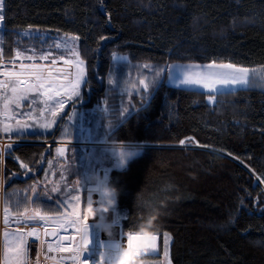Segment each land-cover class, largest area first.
I'll return each mask as SVG.
<instances>
[{"label":"trees","instance_id":"1","mask_svg":"<svg viewBox=\"0 0 264 264\" xmlns=\"http://www.w3.org/2000/svg\"><path fill=\"white\" fill-rule=\"evenodd\" d=\"M4 15L5 57L25 44L39 48L78 36L86 78L99 86L90 89L85 106L105 96L121 113L109 139L150 143L106 184L117 193L121 231H139L152 219L147 231L160 234L158 252L142 258L159 264L154 260L167 233L170 264H264V182L253 179L264 180V88L220 90L210 102L209 92L176 87L161 76L162 84L142 91L143 102L132 96L131 108L116 93L126 69L151 81L156 69L172 62L264 67V0H5ZM113 52L126 61L114 64ZM49 155L40 142L8 150L3 193L13 211L21 209V188L40 178ZM69 162L63 196L47 199L34 183L41 190L33 203L42 212L57 214L58 204L75 193L74 179L83 181Z\"/></svg>","mask_w":264,"mask_h":264},{"label":"snow or ice","instance_id":"2","mask_svg":"<svg viewBox=\"0 0 264 264\" xmlns=\"http://www.w3.org/2000/svg\"><path fill=\"white\" fill-rule=\"evenodd\" d=\"M5 0H0V22L5 19L4 15ZM30 26V31H31ZM38 31V30H36ZM72 44H77L79 41L78 36L70 38ZM101 39H106L101 37ZM56 48H60L61 45H56ZM64 48L71 53V59H65L64 56L55 57L51 51L45 54L37 55L35 50L31 51L32 55L25 56L24 53L17 50L15 57L9 61L7 65L0 64V69L7 68L8 71H0V109L5 112L12 110L15 115L23 117H32L35 122L36 108L35 105H42L38 113L39 116L51 115L53 118L51 123H45L41 125L43 128H51L55 124V118L60 117L61 114L68 115L64 111L69 103L75 104L81 101L82 94L81 88L87 83L86 81V62L80 57L78 46L76 48L70 47L65 43ZM3 56V45L0 44V57ZM24 61H28L25 63ZM44 62V63H39ZM63 62L65 65H72L75 68V72L67 71L65 69L58 68V63ZM143 67L149 68L150 65H144ZM193 69H200V71H193ZM255 69H249L243 66H238L233 63H217L212 61L207 65H169L165 69H160L158 72L153 73V79L151 81L145 79H139V88L134 91H143L147 93L150 85L153 87L162 84L163 80L160 77L163 73L167 72L168 79L176 87H201L209 90V100L214 102L212 93L219 92L221 89L227 90H240L247 87L249 80L255 74ZM130 95V94H129ZM27 106L28 111H23ZM107 111V108L104 109ZM129 110L124 109L127 113ZM79 115L75 110L72 115L68 116L71 122L74 117ZM14 118V117H11ZM32 124L21 123L16 120V128L12 129L11 126H5L3 131L7 134L12 131L19 133L21 130L30 128ZM103 128V124L101 125ZM81 135H87L89 142L107 144V140H100L99 133L94 135L92 128L79 129ZM113 128L109 123L108 129L105 131V136H110ZM65 130L64 135H67ZM63 143V141H62ZM181 145L185 144V140L179 142ZM11 148L9 144L7 146ZM121 150L117 152L115 149H109L107 147L101 150L102 156H107L110 160V165L107 168H100L103 172L104 178L96 181L95 187H90L94 177L89 175L90 171H94L93 163L99 165L102 162L99 159H90L88 164L82 166L83 186L81 187V181H76L70 191L76 192V195H71L68 199L61 201L58 204L60 211L55 216L50 215L47 212L37 207L33 209L24 208L19 214V217H14L17 227L13 233L8 231L4 232L6 243V255L12 254L13 264H27L28 248L27 238L37 240L40 238V230L36 226H31L29 231H23L19 225L23 224L25 228L30 226L31 222L35 224L47 225L50 221L56 223L59 229L63 230L65 225L72 228L75 233H79V245L74 249L75 255L73 257L74 264H138L139 259L143 255L158 252V243L160 241V234L158 232L152 233L147 231V228L152 226V219L148 221L145 228H141L139 231H129L124 233L121 231V242L113 240L111 237L107 239H101L102 230H110L113 227L119 226V220L116 218V212L118 204L113 205L111 211L113 212V218L111 224H106L105 217L101 211L99 214V223H89L90 216L96 217L97 210L93 207L89 210V205H92V196L96 194L99 196L100 201L107 199L109 204L117 200L116 191H101V186L110 182V177L113 171H124L127 169L128 164L138 157L142 151V146L139 144H127L120 145ZM124 148H131L132 151H124ZM57 152L63 156L64 148H58ZM22 168L28 169L29 166L21 162ZM30 170V169H29ZM257 182L261 183L264 180L257 176ZM53 191H59L54 188ZM8 209H5V225L8 224ZM155 219V217H153ZM234 223V221H230ZM12 236V239L8 241V237ZM44 235L56 236L57 229H52L49 232L48 228H44ZM76 237L73 236L72 239ZM171 237L164 234V248L165 256H168V244ZM101 249H105L101 252ZM48 250L52 251V245L49 244ZM61 251H69V249H61ZM37 264H39V256L37 257Z\"/></svg>","mask_w":264,"mask_h":264},{"label":"rangeland","instance_id":"3","mask_svg":"<svg viewBox=\"0 0 264 264\" xmlns=\"http://www.w3.org/2000/svg\"><path fill=\"white\" fill-rule=\"evenodd\" d=\"M1 23H0V28H1ZM73 36L74 35H70L68 37L56 39V41L54 42L55 43L54 45L48 44L44 47L39 46V48L38 47L36 48L33 45L25 44L22 47L16 49L13 56L0 57V64L7 65L9 61H11L15 57L17 50L24 53L25 56L32 55L33 53L28 50L34 49L37 55H42V54L47 53L48 51H51L53 56L55 57L64 56L65 59H71L72 58L71 53L68 52L64 48V45L65 43H67L70 47L76 48L78 46L77 44H72L70 39H66V38H70ZM0 44H1V30H0ZM56 45H61V47L56 48L55 47ZM112 57L115 61L114 64H117V62H119L120 60L125 59L126 61V55L122 53L113 52ZM24 62L28 63V61H24ZM38 62L44 63L40 61ZM195 63L196 65L209 64V63L198 64L200 62H195ZM169 65L171 64L166 63L160 69H165ZM238 66H241V65H238ZM57 67L61 69H65L67 71H71L73 73L75 72V68L72 65H65L63 64V62L58 63ZM160 69L158 68L156 69V71H159ZM8 70L9 69L7 68L0 69V71H8ZM128 71L129 69H126L125 73L121 77V83L118 85L119 88L118 90H116V93L121 92V94L125 98V103H127L129 107L131 108L132 103H133L131 99L133 95H136L135 97L139 98V100L143 102V100H141V96H144L143 94H141L142 91H139V92L134 91V89L140 87V85L138 84V80L146 78L147 80L150 81V78L148 79V76L146 77V75L142 76L140 74L141 72H134L132 76H129L127 75ZM193 71H200V69H193ZM162 76L168 82L167 72L163 73ZM3 78L4 77H0V79H3ZM108 78L112 84H118L114 75L112 76V74H109ZM86 81H87L86 85L81 88V94H82L81 101H78L75 104L70 102L69 105L66 106V108L64 109V111L68 113V115L61 114L60 117H56L55 118L56 122L51 128L46 129V128L41 127V125L45 123H51L53 120L50 113L46 114V116L38 115L42 105L34 106L36 108V113H37V115L35 116V122H33L32 117L18 116V115H15V113L12 110H8L7 112H5L3 109H0V264H13L12 254L9 252L6 255L7 241L5 240L4 232L8 231L9 233H13L15 231L17 224L15 223V220L13 218L14 217L18 218L19 214L23 211L24 208L26 207L29 209L37 208V206L33 203L35 200L34 199L35 196L39 193L37 192V190H41L39 188L42 187L43 190L41 193L43 196H46L47 199L55 197L54 195H57V194H59L60 196H63V194H60V192L61 191L66 192L69 190L70 183L69 182L65 183V179H64L65 175L62 174L63 172H65L63 168L67 167V166H64L66 165L67 161H70L71 162V163L69 162L70 164H72V161H74V164L78 165V167L80 168L79 171L82 173V166L87 165L89 160L93 159V154H95V159H99L102 163L99 165L93 163V168L95 170L90 171L89 175L94 177L95 180L97 181V180H102L104 178V174L102 171H101L102 176L101 177L99 176L100 168L102 167L107 168L110 165L109 158L107 156L101 155V150L103 148L107 147L109 149H115L117 152H119L121 150L120 145L139 144L142 146V150L144 146L148 144L150 145V143H147V142H120V141L111 140L109 139L108 136H105L104 133L108 129L109 123L111 124V126H113L117 122V120H119L120 118L119 115H121V113L119 114L120 111L118 112V110H116L117 106L113 105L111 102H108L105 96H103L100 101L97 100V101H94L92 104L85 106L84 101H89L90 97L92 96L90 95L91 94L90 87H94L96 89L97 87L99 88V86H95L93 83L89 82L87 78H86ZM170 84L174 85L173 83H170ZM248 85L264 88V67H260L256 69L255 74L249 80ZM195 88H199V89L209 92V90L205 88H201V87H195ZM85 89H89L88 96L85 95V92H84ZM221 90H224V89H221ZM208 100H209V96H208ZM105 108H107V111H104ZM130 108H128V110H130ZM74 110L78 112L79 115L77 117H74L73 120L70 122L68 119V116L72 115V112ZM23 111H28L27 106H25ZM11 117H14V118H11ZM16 120H19L22 124L23 123L32 124V126L26 130L19 131V133H17L16 131H12L6 134L3 131L4 127L11 126L12 129H15ZM102 124L104 126L103 128L101 127ZM89 127L94 130V135L96 133H99L100 140H107V144L91 143L89 142L87 135H81V132L79 131V129L83 128L86 130ZM65 130H67V133H68L67 135H64ZM47 134L49 136L45 137ZM27 135H30V136H27ZM22 142L43 143L45 150L46 151L50 150V155L45 160L43 167L40 168V173H41L40 178L35 182L26 183L25 187L21 188L23 191V195H22L23 199L19 201V206L16 205L18 207H21V209L19 211H13L11 207L9 206V203L11 205L13 204L12 201L8 200L7 202L4 199L3 186L5 185L6 179H5V171H4L3 165L5 162V156L7 155V152L10 149L7 146L10 144L12 147L13 145L17 143H22ZM185 144L198 146L197 144H191V141L186 142ZM179 145L181 144L179 143ZM58 148H64L63 156H61L57 152ZM123 150L126 152L132 151L131 148H124ZM73 151H75V153H73ZM15 159L20 161V159L17 157H15ZM26 172H28V170ZM26 172H23V174ZM256 178L257 176L253 174V179H255V181H257ZM61 181H63L62 184H61ZM76 181H80L79 176L74 179V183L71 185H74ZM96 181L94 183H91L89 186L95 187ZM34 183L39 184L40 187ZM82 186L83 185L81 182V187ZM54 188L59 189V191H53ZM101 191L108 192L110 190L105 184L101 186ZM71 195H76V192L70 194L69 196ZM102 202L105 203L108 207H113V205H115V201H113L112 204H109L107 199L103 200ZM5 209H8L7 226L5 225V215H6ZM112 214L113 213L108 209L104 211L105 217H109ZM50 215L55 216L56 214H50ZM31 226H36L39 229H42V231L40 232V238L37 240L26 237L27 248H28L27 264H37L38 256H39V264H46L45 257L51 260L48 264H54L53 263L54 261L52 259L58 258L57 253L59 252V250L66 248L72 251L77 247L76 238L72 239L74 235H71L70 240L66 243L61 241V234L67 233L66 231H68L69 229L72 230V228L69 227L68 225H65L63 230L59 229V226L56 223L51 222V221L47 225L35 224L34 222H31L30 226L27 228H25L23 224L19 225V227H21L22 230L25 232L29 231ZM50 226H55L57 228V235L53 239H48L44 235V228L50 227ZM164 234L162 235V246H163L162 251L159 255V258L154 260V262L159 263V264H170L169 257L168 256L166 257L164 254L165 253V248H164V243H163ZM11 239H12V236L10 235L8 237V241H10ZM49 244L52 245V248H53L52 251L48 250ZM152 261H153L152 259L149 260V259L141 257L139 259L138 264H149Z\"/></svg>","mask_w":264,"mask_h":264},{"label":"built area","instance_id":"4","mask_svg":"<svg viewBox=\"0 0 264 264\" xmlns=\"http://www.w3.org/2000/svg\"><path fill=\"white\" fill-rule=\"evenodd\" d=\"M92 200H94V203H92V205H90V209H92V207H93L94 210H97V216L94 217L93 219H89V223L90 224L93 223V222H95V223H99L100 222L98 217H99V214H100L101 211L104 214V211L106 209H108L110 211L112 209V207H108L105 203L101 202L98 195H96L95 198H92ZM112 215L109 216V217H105L104 216L105 217V221L104 222L106 224H111L112 223V218H113ZM39 230H40V232L42 231V229H39ZM111 231L115 232L114 236H110V235H107L105 233V232H111ZM70 233L73 234V235H78V237H79V233H75L74 231H71ZM120 233H121V225L119 223L118 227H113V229H110V230H102L101 239H107V238L111 237L113 240H115L117 242H121L122 237H121ZM79 242L80 241L78 240L77 244H76L77 246L79 245ZM104 251H105V249H101V252H104ZM74 255H75V251H72L68 255L62 256L59 259L55 260L53 263L54 264H74V261H73ZM50 261H51L50 259H46V263L50 262ZM89 264H91V261H89ZM97 264H99V260H97Z\"/></svg>","mask_w":264,"mask_h":264},{"label":"crops","instance_id":"5","mask_svg":"<svg viewBox=\"0 0 264 264\" xmlns=\"http://www.w3.org/2000/svg\"><path fill=\"white\" fill-rule=\"evenodd\" d=\"M1 23V22H0ZM171 65H173V64H177V65H189V64H193V65H196V63L195 62H174V63H170ZM198 64H203V63H198ZM168 75V74H167ZM168 78V77H167ZM168 82L169 83H172L169 79H168ZM89 210L91 211V209H90V205H89ZM94 217H92V216H90V218L89 219H93ZM71 231H73V230H68V231H66L68 234H69V240H70V236L71 235H73V234H71L70 232ZM74 236H76V244H77V241L79 240V237H78V235H74ZM55 238V237H54ZM62 241V240H61ZM77 246V245H76ZM59 250V249H58ZM72 251H74V250H72ZM72 251H61V250H59V252L57 253V257L58 258H56V259H52L53 261H55V260H57V259H59L60 257H62V256H66V255H68L70 252H72ZM46 259H48L47 257H45V260ZM49 262H47L46 264H48Z\"/></svg>","mask_w":264,"mask_h":264},{"label":"water","instance_id":"6","mask_svg":"<svg viewBox=\"0 0 264 264\" xmlns=\"http://www.w3.org/2000/svg\"><path fill=\"white\" fill-rule=\"evenodd\" d=\"M99 176L100 177L102 176L101 171H99ZM95 196H96V194H93L92 198H95ZM92 203H94V200H92ZM47 228H48L49 232H51L52 229H54V228L57 229L55 226H50V227H47ZM54 237L55 236H51V235L47 236L48 239H53ZM61 240L64 243L68 242L69 241V234L68 233H62L61 234ZM155 254L156 253H151V254H148V255H155Z\"/></svg>","mask_w":264,"mask_h":264},{"label":"flooded vegetation","instance_id":"7","mask_svg":"<svg viewBox=\"0 0 264 264\" xmlns=\"http://www.w3.org/2000/svg\"><path fill=\"white\" fill-rule=\"evenodd\" d=\"M90 88H91V89H94V87H90ZM84 92H85V95H86V96L89 95V89H85ZM84 102H86V101H84Z\"/></svg>","mask_w":264,"mask_h":264},{"label":"bare ground","instance_id":"8","mask_svg":"<svg viewBox=\"0 0 264 264\" xmlns=\"http://www.w3.org/2000/svg\"><path fill=\"white\" fill-rule=\"evenodd\" d=\"M113 229V228H111ZM107 235H110V236H114L115 232L114 231H111V232H105Z\"/></svg>","mask_w":264,"mask_h":264}]
</instances>
